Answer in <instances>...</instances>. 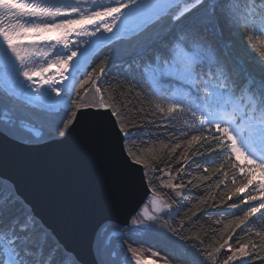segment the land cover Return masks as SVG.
Here are the masks:
<instances>
[{
    "label": "snow or ice",
    "instance_id": "1",
    "mask_svg": "<svg viewBox=\"0 0 264 264\" xmlns=\"http://www.w3.org/2000/svg\"><path fill=\"white\" fill-rule=\"evenodd\" d=\"M257 38L264 45V0H0V148L71 140L70 153L38 166L99 177L93 198L139 197L115 232L107 218L94 228L92 264H114L113 239L123 264H155L133 246L137 233L177 238L175 256L151 250L163 264H264V227L252 219L264 215ZM41 116L47 136L21 135ZM220 206L237 211L212 219ZM0 264H84L2 175Z\"/></svg>",
    "mask_w": 264,
    "mask_h": 264
},
{
    "label": "water",
    "instance_id": "2",
    "mask_svg": "<svg viewBox=\"0 0 264 264\" xmlns=\"http://www.w3.org/2000/svg\"><path fill=\"white\" fill-rule=\"evenodd\" d=\"M29 127L34 135L39 131ZM71 148V140L65 146L44 144L35 148L2 147L0 175L15 180L36 212L44 217L70 248L77 251L84 264H92L89 241L94 228L106 218L121 225L127 214L136 207L139 197L123 204L111 202L105 197L93 198L91 189L99 184V177L55 176L38 166V161L61 157L70 153Z\"/></svg>",
    "mask_w": 264,
    "mask_h": 264
},
{
    "label": "trees",
    "instance_id": "3",
    "mask_svg": "<svg viewBox=\"0 0 264 264\" xmlns=\"http://www.w3.org/2000/svg\"><path fill=\"white\" fill-rule=\"evenodd\" d=\"M256 42H257L258 48H264V45H261L259 43V38H257ZM249 55L253 58H258L259 52L252 50V51H250ZM111 72H112V74H122L121 70L118 68H112ZM21 103H25V102H23L21 100ZM63 112H64V109L60 108L57 115H56V118L58 119L59 116L63 114ZM29 126L37 128L39 130L38 132L41 134V136H47L48 133L50 132L49 118L47 116H41L38 118H33L32 122ZM21 135L31 137V136H34V133H32L31 131L30 132L22 131ZM156 143L158 145L159 142H156ZM149 146H151V145H149ZM237 163H240L243 166V165H246L247 161H245L244 158H241L239 161H237ZM194 191H196V190H194ZM215 191H216V193H218L220 191V189H216ZM200 194H205V193H203L201 191ZM260 199H264V197H260ZM217 200H218V196H217ZM195 202H196L195 199H193L192 203H195ZM228 203H231V202L229 201ZM254 203L258 204L259 199L257 201H255ZM220 207H221L222 214H216L214 209L209 210L213 213V216L211 217L212 219H231L232 218L231 214L233 212L237 211L236 209H230V208H227L225 206H220ZM241 207H247V206L242 205ZM207 219H209V217L206 216L205 220H207ZM252 219H254L256 221V225H260L261 227H264V215H261L258 213L257 216L252 218ZM200 224L205 228L208 226L204 222V220H201ZM106 227H107V232H109L113 229L121 227V225H118L114 222H110ZM252 227L255 228V225H252ZM105 239H106V236L101 238L100 243L102 245H103ZM132 239L136 240V241H141V243L139 245L134 244L133 246H139V247L144 248V249H149L146 256H150V257H152L150 254L151 250H156V249H160L161 254H163V252H168L174 256L177 255L181 251L178 247L179 242L177 241V238H175V237H173L171 240H164L159 235L154 234V235L145 236L144 234L137 233V234H134L132 236ZM125 247H127V242L125 243ZM111 250H113L117 253L116 256L114 257V264H122V262L124 260L123 253L119 249L115 248L114 239H113V245H112ZM152 258L154 260L158 261L160 264L163 263V260L159 259L158 257H152ZM184 259H185V262L187 264L188 258L185 257Z\"/></svg>",
    "mask_w": 264,
    "mask_h": 264
},
{
    "label": "bare ground",
    "instance_id": "4",
    "mask_svg": "<svg viewBox=\"0 0 264 264\" xmlns=\"http://www.w3.org/2000/svg\"><path fill=\"white\" fill-rule=\"evenodd\" d=\"M49 2L59 4V3H64V2H66V0H49ZM99 2H101V0H98V3H99ZM103 2H107V0H103ZM3 48H4V46H3V45H0V55L3 54ZM113 230H114V229H113ZM108 233H109V232H108ZM145 260L148 261V262L153 261L151 258H145ZM155 264H157V263H155Z\"/></svg>",
    "mask_w": 264,
    "mask_h": 264
},
{
    "label": "rangeland",
    "instance_id": "5",
    "mask_svg": "<svg viewBox=\"0 0 264 264\" xmlns=\"http://www.w3.org/2000/svg\"><path fill=\"white\" fill-rule=\"evenodd\" d=\"M23 101V100H22ZM23 102H25V101H23ZM241 158H243V157H241ZM130 256V255H129ZM145 258H151L153 261H155V263H157V264H160L158 261H156V260H154L152 257H150V256H146V257H144V259ZM122 264H123V262H122ZM163 264V263H162Z\"/></svg>",
    "mask_w": 264,
    "mask_h": 264
}]
</instances>
